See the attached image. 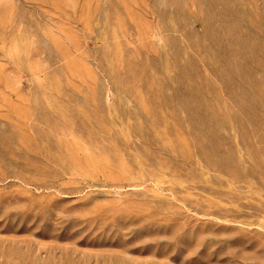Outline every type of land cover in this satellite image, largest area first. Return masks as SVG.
<instances>
[{"label":"rangeland","instance_id":"rangeland-1","mask_svg":"<svg viewBox=\"0 0 264 264\" xmlns=\"http://www.w3.org/2000/svg\"><path fill=\"white\" fill-rule=\"evenodd\" d=\"M0 264H264V0H0Z\"/></svg>","mask_w":264,"mask_h":264},{"label":"bare ground","instance_id":"bare-ground-1","mask_svg":"<svg viewBox=\"0 0 264 264\" xmlns=\"http://www.w3.org/2000/svg\"><path fill=\"white\" fill-rule=\"evenodd\" d=\"M259 100V99H258Z\"/></svg>","mask_w":264,"mask_h":264}]
</instances>
